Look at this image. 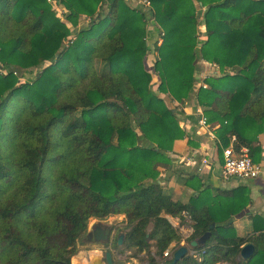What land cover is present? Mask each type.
I'll return each instance as SVG.
<instances>
[{
  "label": "trees",
  "instance_id": "obj_1",
  "mask_svg": "<svg viewBox=\"0 0 264 264\" xmlns=\"http://www.w3.org/2000/svg\"><path fill=\"white\" fill-rule=\"evenodd\" d=\"M145 1L161 34L151 69L146 16L124 0L105 14V0H58L71 27L55 3L0 0V264H71L89 220L117 215L127 218L125 251L138 256L153 242L148 264L169 263L163 253L182 239L162 214L183 222L182 213L193 224L187 245L210 238L193 249L200 261L176 264H264V228L240 236L233 225L249 188H214L168 156L186 137L174 110L194 90L199 59L222 73L195 92L219 163L230 145L264 161V0ZM81 16L90 21L79 29ZM36 68L31 83L16 75ZM164 172L190 191L186 202L164 192ZM246 244L254 253L242 260Z\"/></svg>",
  "mask_w": 264,
  "mask_h": 264
},
{
  "label": "crops",
  "instance_id": "obj_2",
  "mask_svg": "<svg viewBox=\"0 0 264 264\" xmlns=\"http://www.w3.org/2000/svg\"><path fill=\"white\" fill-rule=\"evenodd\" d=\"M151 36V38L154 37V35ZM197 63L204 68L205 71H207L206 69H208V66H211L205 62ZM201 67H197L198 71L196 70L195 75L196 86H194V90L190 94L189 99L184 104L175 105L176 109L174 111L179 126L184 131L186 137L183 140H178L174 143L173 151L169 153L168 156L171 158L175 167L180 168L185 173L199 175L206 184L211 185L214 188L226 191L240 186L249 188V206L242 213L233 218V225L237 234L245 236L253 232L254 226L257 228H264V176L247 181L236 178L225 181L220 177L221 164L219 163V155L217 153V141L210 136L214 133L215 128L211 127L207 129L198 124L199 112H203V110L198 106L195 100V92L198 83L201 82V80H198L197 76L203 74L201 72ZM187 139H191L197 143L198 146H188ZM259 140L264 151V136H260ZM203 161H205L206 164H204ZM261 163L264 164V161ZM160 178H162L160 180L161 182H158L163 186L164 191L170 188L173 190V193H176L175 195L168 194L170 197L172 196V200H179V197L183 192H186V195H188V191H186L181 184H177L169 173H162ZM162 216L174 227L176 223L175 219L177 218H172L165 214H162ZM253 219H255V221ZM180 245L187 244H185L184 241H181ZM95 251H98V249H95ZM84 259L86 264H90L87 257ZM134 261L135 260L132 259V262ZM224 263L225 262H221L218 264Z\"/></svg>",
  "mask_w": 264,
  "mask_h": 264
},
{
  "label": "rangeland",
  "instance_id": "obj_3",
  "mask_svg": "<svg viewBox=\"0 0 264 264\" xmlns=\"http://www.w3.org/2000/svg\"><path fill=\"white\" fill-rule=\"evenodd\" d=\"M111 1L112 0H105V2L102 5L101 9L98 10V13L99 14H101V13L105 14V12L107 11V7L110 5ZM124 1L127 3V5L129 7L137 9V10L143 12L145 14V16H146V22H147V37H146V40L148 42L147 44H148V48L150 49L149 50L150 54L147 55L145 62H146V66L149 69H151L153 64H154V61L156 59V53L154 51V45L155 44L159 45L161 43V34H159L158 29L156 28V25L154 23V20L152 19L151 13H149V11H148L149 8L143 6L142 4L139 3L140 1H143V0H124ZM56 6H57L56 10H55L56 16L60 19L61 22L66 24L68 27H71V25L67 21L68 12L62 6H59V5H56ZM201 17L202 16L199 15V24H198V27H197L198 41L205 40V36H204L205 35V26L202 23V18ZM89 21H90V18H85V16H81L80 19H79V22H78L79 29L86 28L89 25ZM151 35H154V37L151 38L152 37ZM153 41H155V42H153ZM197 62L202 63L204 61L198 59L195 62L196 63V67H201V66H199V64ZM209 65H211V66H208V69H206L207 71H205V69L201 67V72L203 74L201 73L202 75H198L197 76L198 80L202 81V80H204L207 77H213V76L217 77V76L222 75V73L219 71V67L217 65H215V64H209ZM38 70L39 69L36 68V69H29V70H26V71H16V75L20 78L21 82L31 83L35 79V76H36ZM197 71H198V68H197ZM2 73L4 74V73H6V71H2ZM225 73L226 74H231L232 70L226 69ZM195 75H196V73H195ZM155 81H156V78H155ZM171 177L177 184H180L177 181L176 176L175 177L171 176ZM162 178L159 179V182H161L160 180ZM186 191H188V190H186ZM164 192L166 194H169V195H175L176 194V193H173V190H171L170 188L166 189ZM187 194L188 195H186V192H183V194L180 195L179 200L186 202L188 200V198H189V194H191L190 191H188ZM95 221H96L95 219H90L89 220L86 232L89 231L90 227L92 226V224ZM101 221H103L105 223H108V224H112L117 229L119 234L120 233H124L125 234L128 231L126 229L127 218L125 216H123V215L111 216V217L106 218V219L101 220ZM184 225H187L185 219H184L183 222H180V227L178 229L177 228H175V229L177 230L178 234L181 236L182 241L185 242V240H184V238L182 237V234H181V231L183 229L182 226H184ZM183 233L187 235V232H183ZM84 234L81 236V238L77 242L78 252H77V254L75 256H73L71 258V264H72L73 259H75L77 257H83V258L87 257L88 258L89 256H91V258L93 259L97 255H101V253L103 252V250L101 249L102 247L99 246V245L98 246L97 245H92V246L91 245H88V246L85 245V243H83ZM152 245H153V242H150L149 251L144 252L143 254L138 255V256H135V253H136L135 250L127 252V251H125L123 249V246H121L119 248V250H116V249L112 248V252H111L112 259H113V261L120 262L122 264H148V261H147L148 256L149 255L154 256V254H155V248ZM95 249H98V251H95ZM95 253H97V254H95ZM132 259H134L135 261L132 262ZM224 264H230V263H226L225 262Z\"/></svg>",
  "mask_w": 264,
  "mask_h": 264
},
{
  "label": "built area",
  "instance_id": "obj_4",
  "mask_svg": "<svg viewBox=\"0 0 264 264\" xmlns=\"http://www.w3.org/2000/svg\"><path fill=\"white\" fill-rule=\"evenodd\" d=\"M47 2L48 3H55L56 5H59V4H57L58 0H47ZM139 3L142 4L143 6L147 7V8L150 7L149 2H147L145 0L140 1ZM204 80H202L201 82L198 83L197 89L200 87H202L203 89L206 88V85L204 84ZM194 86H196V84ZM199 114H200L199 115V121H198L199 126H201L203 128H207V129L211 128L212 126L207 123V119L204 116L203 112H199ZM210 136L217 141L214 133H212ZM231 141L235 142V138L233 137L231 139ZM222 155H223V164L221 165V168H220V177L223 180L228 181L232 178H236L239 180L247 181V180L257 179L260 176H264V164L255 163L252 160V158L250 157L249 149L247 147H242L239 150V152L236 153L233 150L232 145H230L228 148L223 149ZM203 163L206 164L205 161H203ZM182 216L184 217V219L187 223V225L182 226L183 229L181 231L182 237L185 240L191 235V233L193 231V229H192L193 224H192L190 217L186 213H182ZM175 222L176 223L174 225V228L178 229L180 227L179 218L175 219ZM183 232H187V235L184 234ZM191 255L193 258L200 261V255L197 252L193 251L191 253ZM163 257L164 258H170L171 252L169 250H166L163 253Z\"/></svg>",
  "mask_w": 264,
  "mask_h": 264
},
{
  "label": "water",
  "instance_id": "obj_5",
  "mask_svg": "<svg viewBox=\"0 0 264 264\" xmlns=\"http://www.w3.org/2000/svg\"><path fill=\"white\" fill-rule=\"evenodd\" d=\"M214 224L209 226V230L214 228ZM112 224L105 223L101 220H96L92 226L90 227L87 235L90 238L91 235L95 237V243L100 245H107L111 242L112 237L114 235V229ZM125 234L120 233L117 236L116 244L118 247H121L124 242ZM210 238V232L205 233L200 238L191 241L188 245H182L178 249H175V244H172L168 250L171 252V261L169 263H161V264H176L182 258L187 255H191L193 249L197 247H202L205 242ZM254 253L253 244L244 245L239 253V257L242 260H248ZM90 264H113L112 254L110 251H106L101 253V255H97L95 259H91L88 257Z\"/></svg>",
  "mask_w": 264,
  "mask_h": 264
},
{
  "label": "flooded vegetation",
  "instance_id": "obj_6",
  "mask_svg": "<svg viewBox=\"0 0 264 264\" xmlns=\"http://www.w3.org/2000/svg\"><path fill=\"white\" fill-rule=\"evenodd\" d=\"M113 229H114V235H113V237H112V240H111V242L109 243V244H107V245H100V244H97V243H95V237H94V235H91L90 236V238L88 237V235H87V233L88 232H86L85 234H84V237H83V243H85V245H99V246H101L102 248V250H103V253L104 252H106V251H110V252H112V244L114 243V241L115 240H117V236L119 235V233H118V231H117V229L115 228V227H113ZM120 247H118L117 246V249H119Z\"/></svg>",
  "mask_w": 264,
  "mask_h": 264
},
{
  "label": "bare ground",
  "instance_id": "obj_7",
  "mask_svg": "<svg viewBox=\"0 0 264 264\" xmlns=\"http://www.w3.org/2000/svg\"><path fill=\"white\" fill-rule=\"evenodd\" d=\"M93 259H95V258H93ZM72 264H86V261L83 257H77V258L73 259Z\"/></svg>",
  "mask_w": 264,
  "mask_h": 264
}]
</instances>
